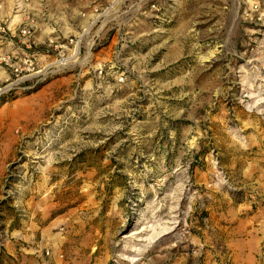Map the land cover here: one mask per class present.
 <instances>
[{
	"label": "rangeland",
	"instance_id": "374dc122",
	"mask_svg": "<svg viewBox=\"0 0 264 264\" xmlns=\"http://www.w3.org/2000/svg\"><path fill=\"white\" fill-rule=\"evenodd\" d=\"M0 264H264V0H0Z\"/></svg>",
	"mask_w": 264,
	"mask_h": 264
},
{
	"label": "built area",
	"instance_id": "2783aa9c",
	"mask_svg": "<svg viewBox=\"0 0 264 264\" xmlns=\"http://www.w3.org/2000/svg\"><path fill=\"white\" fill-rule=\"evenodd\" d=\"M19 5L18 1L15 4V6L17 7ZM155 5L153 4L152 7H154ZM96 11V8H95ZM82 17H85V14L82 13L81 14ZM37 25L31 23L28 24L26 23L24 25V30L22 31L23 34H26L25 28L31 29L33 27H36ZM40 26V25H38ZM74 42L73 38L69 39V42L67 44L72 45ZM64 45H60L59 47H63ZM75 52L71 53L70 55H65L63 53H58V55L51 61L46 62L44 65H42L40 68H38L36 70V63L34 61V59L32 57H30L26 62H25V66H26V71H33L38 75H43V76H48V75H54L55 73H58L60 71H62L63 69H65L67 66L70 65L73 57L75 56Z\"/></svg>",
	"mask_w": 264,
	"mask_h": 264
},
{
	"label": "bare ground",
	"instance_id": "6f19581e",
	"mask_svg": "<svg viewBox=\"0 0 264 264\" xmlns=\"http://www.w3.org/2000/svg\"><path fill=\"white\" fill-rule=\"evenodd\" d=\"M75 52H77V46H76ZM161 233H162V232H161Z\"/></svg>",
	"mask_w": 264,
	"mask_h": 264
},
{
	"label": "crops",
	"instance_id": "0c3cea01",
	"mask_svg": "<svg viewBox=\"0 0 264 264\" xmlns=\"http://www.w3.org/2000/svg\"><path fill=\"white\" fill-rule=\"evenodd\" d=\"M63 22V21H62ZM62 22H60V23H62Z\"/></svg>",
	"mask_w": 264,
	"mask_h": 264
}]
</instances>
